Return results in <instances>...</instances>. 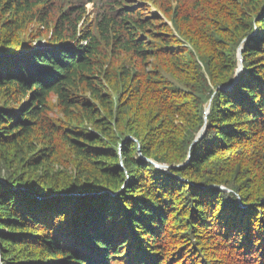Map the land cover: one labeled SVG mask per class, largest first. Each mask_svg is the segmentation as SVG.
<instances>
[{"label":"trees","instance_id":"16d2710c","mask_svg":"<svg viewBox=\"0 0 264 264\" xmlns=\"http://www.w3.org/2000/svg\"><path fill=\"white\" fill-rule=\"evenodd\" d=\"M0 245L264 264V0H0Z\"/></svg>","mask_w":264,"mask_h":264},{"label":"water","instance_id":"95a60500","mask_svg":"<svg viewBox=\"0 0 264 264\" xmlns=\"http://www.w3.org/2000/svg\"><path fill=\"white\" fill-rule=\"evenodd\" d=\"M242 50H243V44H241L240 46H239V53H238V59H239V67H238V69H237V71H236V74H235V81L231 84V85H229V87L228 88H230V87H232L233 85H235L240 79H239V77H240V75H241V72H242V70H243V68H244V65H243V63H242V61H243V56H242ZM206 111H207V115H208V113H209V106H208V108L206 109ZM206 118H207V116H206ZM206 126L204 125L203 127H202V129H201V131L198 133V135H197V137L194 139V141H193V143H196L199 139H201L202 137H203V135L205 134V132H206ZM149 160H151V159H149ZM152 161V160H151ZM154 162V161H153ZM155 163V165L158 167V168H165V167H168V165H166V164H160V163H158V162H154ZM1 246V245H0ZM0 264H2V261H0Z\"/></svg>","mask_w":264,"mask_h":264},{"label":"rangeland","instance_id":"374dc122","mask_svg":"<svg viewBox=\"0 0 264 264\" xmlns=\"http://www.w3.org/2000/svg\"><path fill=\"white\" fill-rule=\"evenodd\" d=\"M89 7H91V4L89 5ZM43 44H44V42H43ZM166 168V167H165Z\"/></svg>","mask_w":264,"mask_h":264}]
</instances>
